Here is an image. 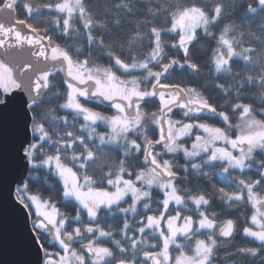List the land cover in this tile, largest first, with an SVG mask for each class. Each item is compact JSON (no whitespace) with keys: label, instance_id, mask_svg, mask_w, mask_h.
Returning a JSON list of instances; mask_svg holds the SVG:
<instances>
[{"label":"snow or ice","instance_id":"obj_1","mask_svg":"<svg viewBox=\"0 0 264 264\" xmlns=\"http://www.w3.org/2000/svg\"><path fill=\"white\" fill-rule=\"evenodd\" d=\"M262 108L264 0H0L13 264H219L221 240L264 264ZM45 146L56 200L24 180Z\"/></svg>","mask_w":264,"mask_h":264},{"label":"clouds","instance_id":"obj_2","mask_svg":"<svg viewBox=\"0 0 264 264\" xmlns=\"http://www.w3.org/2000/svg\"><path fill=\"white\" fill-rule=\"evenodd\" d=\"M144 4H149V0H141ZM157 3L162 4V0H151V5H155ZM53 105L50 103H43L40 108L41 113V119L44 118V116L50 114L52 112ZM261 111H264V108L260 109ZM39 122V121H37ZM149 123H151V117H149ZM148 126V125H145ZM50 127L52 129V133L54 134V137H58L61 135V133L57 130V128L50 123ZM230 131V130H229ZM163 152V149L160 150ZM49 154V150L47 146L40 149V153L37 154V167H30L28 168L24 173V180L29 184V190L36 194L37 196H41L44 200L52 199L56 200L58 198V192L59 189L55 186L54 180H53V173L52 170L45 167L43 163L42 157L47 156ZM70 155H65V160H70ZM116 155L113 154L111 161H102L99 157L97 158V161L91 165L90 170L94 173H96L98 179H103L102 176V165L104 163H109L110 168L112 171L116 170L117 165L115 164ZM173 160V163L175 164L177 170L179 171L185 166V162L179 158H171ZM210 179V177H209ZM183 186L185 188L197 183L196 178H182ZM27 195V193H25ZM61 203H66V201H61ZM70 210L66 213V215L70 216ZM35 222V218L33 220ZM52 230L48 229L45 232V236L47 240L51 243H55L53 237L49 235ZM220 245V252H221V258L219 261V264H247V261L244 258H241L240 256L234 255L230 251L231 241L225 242L223 240L218 241ZM264 259V257H262Z\"/></svg>","mask_w":264,"mask_h":264},{"label":"water","instance_id":"obj_3","mask_svg":"<svg viewBox=\"0 0 264 264\" xmlns=\"http://www.w3.org/2000/svg\"><path fill=\"white\" fill-rule=\"evenodd\" d=\"M21 258L17 218L11 212L0 214V260L13 264Z\"/></svg>","mask_w":264,"mask_h":264}]
</instances>
